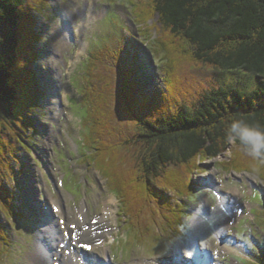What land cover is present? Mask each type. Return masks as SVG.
Returning <instances> with one entry per match:
<instances>
[{
	"label": "trees",
	"instance_id": "obj_1",
	"mask_svg": "<svg viewBox=\"0 0 264 264\" xmlns=\"http://www.w3.org/2000/svg\"><path fill=\"white\" fill-rule=\"evenodd\" d=\"M123 1L143 25L158 14L164 32L158 39L164 40L167 31L171 46L163 41L157 46L145 37L156 52L165 53L160 56L164 66L177 73L185 60H194L218 75L196 95L188 84V94L193 95L183 101L176 97L181 94L174 82L170 87L165 84L166 91L143 93L137 72L147 66L136 63L121 42L116 48L103 43L89 53L83 66L81 141L89 152L88 164L99 170L107 188L117 195L121 214L136 238L146 227L147 235L170 240L185 227L186 201L180 204L177 199L195 193L190 178L201 169L200 162L230 145L228 123L241 119L264 128V0ZM43 2L0 0V212L22 219V206L15 204L12 163L21 148L30 146L28 139L36 130L33 115L45 94L32 68L42 38L33 11L49 10L41 6ZM34 3L36 8L31 7ZM180 39L187 49L178 44ZM198 69L192 67L190 72ZM235 147L231 159L218 166L246 169L264 181V163ZM261 222L264 232V219ZM0 229L6 241L0 244L1 257L9 241L1 216ZM259 260L264 264V257Z\"/></svg>",
	"mask_w": 264,
	"mask_h": 264
},
{
	"label": "rangeland",
	"instance_id": "obj_2",
	"mask_svg": "<svg viewBox=\"0 0 264 264\" xmlns=\"http://www.w3.org/2000/svg\"><path fill=\"white\" fill-rule=\"evenodd\" d=\"M123 2L91 0L89 4L85 0L78 5L77 0H67L62 5L59 0H48L41 6L50 7L49 10H40L42 15L33 11L42 37H47L46 41L39 43L40 57L33 65L45 95L41 100V110L34 116L38 128L35 142L28 139L32 147H27L28 151L22 149L17 162L12 163L16 171L13 184L18 180L22 186L20 190L18 184V197L24 198L23 207L31 221L28 217H17L16 231H5L12 236L13 244L10 251L7 247L2 250V254L7 255L0 264L30 263V252L37 249L40 241L44 245L47 243V238L38 234V228L53 221L58 223L60 216L55 204L62 201L71 217L83 204L88 207L89 218L101 212L105 204L114 207L109 225L111 235L85 254L88 258H95L96 264H254L256 259L251 248L255 246L258 252L264 251V235L256 225L264 218V181L246 169L238 171L218 167L217 161L231 159L236 148L234 143H230L217 158L201 161L202 168L191 173L192 181L199 187L195 196L186 200L187 228L181 237L170 242L151 239L145 232L144 243L138 240L134 243L130 230L125 229L122 216H117L118 201L107 189L105 179L95 168L84 163L82 157L85 154L80 152L82 145L86 144L80 140L84 134L80 125V75L81 64L90 50L100 49L103 43L111 48H116L118 42L121 46L126 43L136 63L146 62L150 69L143 67L137 72L140 89L146 93L153 89L152 86L161 89L163 84L170 87L174 82L176 91L181 94L176 97L185 101L196 95L200 87L206 86V79H218L215 72L200 68L194 60H185L184 68L177 73H173L170 66H164L160 56L165 53L162 50L156 52L145 35L154 39L157 46L160 41L171 46L168 32H165L164 40L158 39L164 37V32L157 15H152L144 26ZM136 2L147 4L148 0ZM31 7L36 8V3ZM65 8L69 10L67 14L64 13ZM57 38L64 44L58 54L51 46ZM179 42L184 49L188 48L181 39ZM49 57H54L52 63L48 62ZM192 67L199 69L192 73ZM177 79L183 85L187 82L196 92L189 96L190 89ZM146 82L150 83L147 85ZM20 166L24 169L18 172ZM240 210L241 214L238 213ZM52 211L57 213L56 216ZM9 224L11 227V222ZM58 230L64 232L61 227ZM125 234H128V239ZM5 243L0 233V244ZM62 246L58 245L61 252L73 248L68 244ZM256 252L254 255L257 257Z\"/></svg>",
	"mask_w": 264,
	"mask_h": 264
},
{
	"label": "bare ground",
	"instance_id": "obj_3",
	"mask_svg": "<svg viewBox=\"0 0 264 264\" xmlns=\"http://www.w3.org/2000/svg\"><path fill=\"white\" fill-rule=\"evenodd\" d=\"M44 1L48 3V0H44ZM36 26H35V30H36ZM185 78L187 79L188 77H185ZM179 81L180 79L178 80V82ZM185 85L183 86H185L186 88L190 87V85H188L187 82L185 83ZM130 95H132V93H130ZM151 96H153L152 93H151ZM153 97L157 98L158 96L156 95V97L155 96ZM175 107L178 108L177 106ZM55 206H57V213L60 216L58 218L59 224L53 221L51 224L47 223L41 226L40 228H38V234H40L43 238L46 237L47 243L44 245L40 241L37 244V249L35 251L33 250L30 252V263L29 264H92V263L96 264L95 258L93 259V258L85 257L82 254L81 249L78 248V246L80 247L81 245H86L94 249L95 247L99 246L105 241V236L111 234L110 228L108 226L110 225V222H111V216H113L114 207L110 204H105L101 212L94 214L92 218H89L88 217V214H89L88 207L85 204H83L79 209H76V214L73 217H71L68 209L64 207L63 201L56 203ZM57 213L52 211L53 216H56ZM60 222L62 224H60ZM56 224H58L59 226L56 227ZM60 227L63 228L64 232H60V230H58V228ZM63 233H65V235ZM73 241H74V244L72 243ZM48 242H49V245H48ZM61 243L64 244L63 247H65L67 244L68 246L73 245L74 247L73 251L69 252L66 249L67 251L63 250L64 252H61V250L58 249V245H60ZM55 256L57 258H54ZM57 261H60V262L57 263Z\"/></svg>",
	"mask_w": 264,
	"mask_h": 264
},
{
	"label": "clouds",
	"instance_id": "obj_4",
	"mask_svg": "<svg viewBox=\"0 0 264 264\" xmlns=\"http://www.w3.org/2000/svg\"><path fill=\"white\" fill-rule=\"evenodd\" d=\"M85 0H77L78 5H82ZM90 4L91 0H87ZM60 4H66L67 0H59ZM68 9H64V13H68ZM57 25L59 21L57 20ZM47 40V37H42L41 42ZM53 50L58 54L64 44L59 38L51 44ZM54 57H49L48 62L52 63ZM45 65L42 63V67ZM226 136L231 143L237 144L238 147L252 160L264 163V128L261 125H250L241 119L231 120L226 128Z\"/></svg>",
	"mask_w": 264,
	"mask_h": 264
},
{
	"label": "snow or ice",
	"instance_id": "obj_5",
	"mask_svg": "<svg viewBox=\"0 0 264 264\" xmlns=\"http://www.w3.org/2000/svg\"><path fill=\"white\" fill-rule=\"evenodd\" d=\"M81 246L83 247V246H86V245H81Z\"/></svg>",
	"mask_w": 264,
	"mask_h": 264
}]
</instances>
